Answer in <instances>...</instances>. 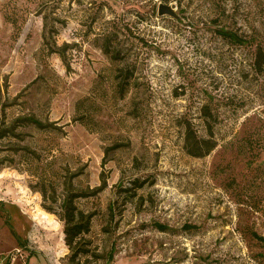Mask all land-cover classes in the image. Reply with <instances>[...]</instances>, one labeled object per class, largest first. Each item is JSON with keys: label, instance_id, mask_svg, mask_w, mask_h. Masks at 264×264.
Segmentation results:
<instances>
[{"label": "rangeland", "instance_id": "374dc122", "mask_svg": "<svg viewBox=\"0 0 264 264\" xmlns=\"http://www.w3.org/2000/svg\"><path fill=\"white\" fill-rule=\"evenodd\" d=\"M243 5L264 32V0ZM195 8L0 0V264H264V74Z\"/></svg>", "mask_w": 264, "mask_h": 264}, {"label": "trees", "instance_id": "16d2710c", "mask_svg": "<svg viewBox=\"0 0 264 264\" xmlns=\"http://www.w3.org/2000/svg\"><path fill=\"white\" fill-rule=\"evenodd\" d=\"M170 1L178 2L182 12H186L189 5L196 3L195 11H199V17L202 21L205 24L214 26L216 29L215 33L223 40L235 45H246L249 47L253 56L251 62L253 72L258 75L264 74V32L252 25L249 30L242 28V23L249 20V11L245 13L246 8H244L243 0H186L187 6L183 5V0H165V2ZM238 24L241 25L238 27ZM108 44L106 53L113 59L119 60L117 52L110 47L111 43ZM120 77L122 76H118V78ZM128 83L129 80L126 77L121 93H124ZM202 115L205 119L204 121H206L207 132L210 136H213L217 119L213 117L208 106L203 108ZM36 124L38 125V122ZM39 127H43V125L39 124ZM186 148L190 155L204 157L216 148V144L199 137L197 131L188 123L186 126ZM70 204H72V200H68L65 206L67 213L63 221L65 222L67 244L73 246L76 238L88 231L90 222L83 213L77 212V209L70 206Z\"/></svg>", "mask_w": 264, "mask_h": 264}, {"label": "water", "instance_id": "95a60500", "mask_svg": "<svg viewBox=\"0 0 264 264\" xmlns=\"http://www.w3.org/2000/svg\"><path fill=\"white\" fill-rule=\"evenodd\" d=\"M158 14L160 16L168 15L174 18L177 17L175 8L172 5L168 4H160L158 8Z\"/></svg>", "mask_w": 264, "mask_h": 264}]
</instances>
